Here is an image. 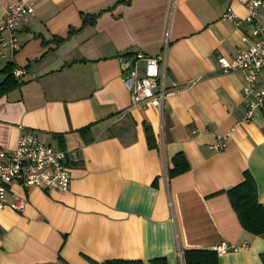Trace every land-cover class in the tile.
<instances>
[{
	"label": "crops",
	"instance_id": "1",
	"mask_svg": "<svg viewBox=\"0 0 264 264\" xmlns=\"http://www.w3.org/2000/svg\"><path fill=\"white\" fill-rule=\"evenodd\" d=\"M19 1L34 11L21 49L0 59V83L9 64L25 71L0 97V146L25 129L76 157L66 193L11 184L9 201L27 204L0 210V264H185L184 251L222 244L239 249L220 264H264V236L243 229L227 194L248 173L264 206V110L244 120L243 72L219 63L252 39L253 23L223 18L246 17L247 0H0V23ZM139 52L165 54L176 92L162 108L130 109L123 78ZM180 157L187 170L173 175Z\"/></svg>",
	"mask_w": 264,
	"mask_h": 264
},
{
	"label": "built area",
	"instance_id": "2",
	"mask_svg": "<svg viewBox=\"0 0 264 264\" xmlns=\"http://www.w3.org/2000/svg\"><path fill=\"white\" fill-rule=\"evenodd\" d=\"M247 15L243 19L237 17L229 7L223 18L240 23L241 20L253 23L252 39L243 38L248 45L238 51L235 57H221L219 63L223 72L242 71L244 75L243 96L247 99V109L244 120L249 121L258 110H264V0H247ZM34 7L24 1L10 5L5 19L0 23V59H5L9 53L14 54L23 45L19 26L23 19L32 14ZM135 62L123 81L130 93V109L152 103L158 108L163 107L164 100L176 92L167 88L164 81L165 54L147 56L136 53ZM144 62V68L139 71L137 64ZM25 71L16 68L13 74L16 78L24 75ZM228 136H218L213 148L223 150ZM70 157L75 159L76 152L57 149L43 143L39 137L22 129L15 148L6 150L0 146V210L10 206L17 212L24 211L27 200L14 195L10 202L8 193L10 186L18 182L24 187H41L46 191L66 193L70 189L72 175ZM239 247L222 244L215 248L219 253L237 251Z\"/></svg>",
	"mask_w": 264,
	"mask_h": 264
},
{
	"label": "trees",
	"instance_id": "3",
	"mask_svg": "<svg viewBox=\"0 0 264 264\" xmlns=\"http://www.w3.org/2000/svg\"><path fill=\"white\" fill-rule=\"evenodd\" d=\"M95 18L96 16L85 18L84 25H87L88 23L93 24ZM4 71L8 75L5 80L0 83V97L20 85L18 79L13 74L14 68L12 67V65L9 64ZM86 130L87 129H83L81 130V132L84 133L86 132ZM145 130L147 133L149 146L152 147L154 146V144L151 128L149 126H146ZM177 160L178 159L175 160L176 163L175 169L172 173L173 175L187 170L185 160H183L182 157L179 158V160L183 161V164L181 162L178 163ZM227 194L243 229L253 235L264 236V206L259 202L257 186L253 177L246 173L244 181L227 190ZM183 258L185 264H220L219 255L216 250H186L183 253ZM159 263L164 264V259L159 260ZM93 264L144 263L141 260L113 259L101 263L94 262Z\"/></svg>",
	"mask_w": 264,
	"mask_h": 264
}]
</instances>
